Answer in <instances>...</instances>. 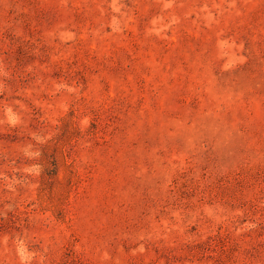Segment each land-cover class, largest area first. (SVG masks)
<instances>
[{"label": "rangeland", "instance_id": "374dc122", "mask_svg": "<svg viewBox=\"0 0 264 264\" xmlns=\"http://www.w3.org/2000/svg\"><path fill=\"white\" fill-rule=\"evenodd\" d=\"M0 264H264V0H0Z\"/></svg>", "mask_w": 264, "mask_h": 264}]
</instances>
